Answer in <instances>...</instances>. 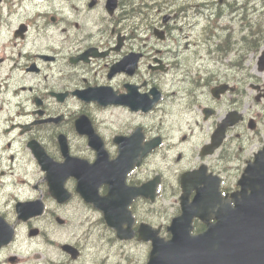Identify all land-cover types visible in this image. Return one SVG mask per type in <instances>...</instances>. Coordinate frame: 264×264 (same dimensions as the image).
Returning a JSON list of instances; mask_svg holds the SVG:
<instances>
[{
	"label": "flooded vegetation",
	"instance_id": "obj_1",
	"mask_svg": "<svg viewBox=\"0 0 264 264\" xmlns=\"http://www.w3.org/2000/svg\"><path fill=\"white\" fill-rule=\"evenodd\" d=\"M27 3L28 0H5L0 4V178L11 171L17 174L25 193H39L26 201L39 199L45 210L40 216L20 218L17 202L11 203L12 198L2 195L0 191V264H82L92 255L90 264H108V260L98 258L101 255L99 244L102 245L103 239L114 231L97 209L101 199L96 196V202H88L80 192L79 179L67 174L66 166L62 178L67 177L59 182V196H53L47 173L38 163L30 143L35 141L48 153L50 147H57V160L63 163L67 157L60 147L62 137L68 154L82 157L81 148L87 141L76 130V119L81 114L96 111H110L112 121L113 113L132 116V120L128 118L118 127V131L110 126L107 146L111 159L118 154L117 136L129 137L141 128V145L161 138V144L147 155L135 147L140 165L128 173L125 184L117 185V194L109 199L120 207L119 210H112L110 216L117 213L116 216L122 219L126 215L122 204L129 195V187L139 186L145 177L150 176L142 174L147 168H152L148 164L154 163L158 173L165 177L173 170L174 163L180 160L176 158L177 161L171 162L166 158L171 142L174 146V142L180 141L181 133L194 132L195 127L201 126L187 124L189 114L199 111L205 121L204 107L213 108L219 117L233 109L252 114L247 119V130H250L251 119L257 123L256 128L263 125L264 113L255 111L257 90L252 87V84H258V78L252 68L246 67L247 70L242 72L244 66L241 61L231 64L230 68L234 71H222L224 56L219 51L223 49L211 50L209 44H200L203 48L194 50L192 57L195 59L186 60L187 55L182 47L188 48L190 44L186 41L183 46L178 42L180 31L172 24L177 15H161L162 8L164 14L171 13L167 4L158 5V15H143L141 11L138 15H131L127 0H118L113 14L107 11V0H64L52 10L58 15H47L40 5L27 11V14L36 15H25ZM146 28L148 36L140 39L138 30ZM156 29L164 32V39L155 35ZM59 31L61 35L67 33V37L62 38ZM55 34L58 40L53 38ZM176 39V43L172 44ZM168 40L172 43H166ZM131 52H137V56H133L135 66L126 67L124 65L131 60H122ZM73 56H81L82 60L72 64ZM206 56L215 60L211 64L192 68L194 61H202ZM251 66L259 68L257 59ZM31 74L42 78L39 84L51 83L48 91L60 92L59 95H49L40 90L35 92L33 85L28 83L33 82ZM223 82L233 85V89L217 98L213 90ZM89 87L95 88V98L87 101L82 97L81 90ZM157 87L162 91L161 98L146 112L142 108V95ZM102 94L107 95L106 106L101 104ZM119 96L126 98L125 104L113 102ZM48 117H56L58 121L41 122ZM147 120L154 122L146 124ZM214 125L211 122L203 132L199 146L210 140ZM241 125L246 128V122ZM260 134L264 141V135L262 132ZM244 137L245 144L240 140L237 145L232 142L224 144L217 151L216 159H210L211 156L205 158L207 162L208 159L213 160V171L221 174L220 163L233 157L235 148L241 151L248 144L252 145L253 151H259L260 143H256L248 134H244ZM192 141L187 139V142ZM157 150L160 159L153 157ZM86 151L92 152L89 147H86ZM177 175L175 171L170 177H165V183L174 186L170 192L176 195L173 203L159 206L161 199L166 200L161 188L157 199L154 202L149 200L153 204L146 211L138 200L134 202L131 212L135 218L132 225L135 238L142 222L158 227L165 238L170 236L168 224L181 212L176 203L182 192L181 180L179 177L177 179ZM222 182L226 184L229 180L222 177ZM232 188L234 184H230L225 192ZM110 191L107 184H102L98 190L102 197L109 195ZM57 217L63 218V222L58 223ZM51 224L69 227L71 234L51 236ZM200 224L202 222L196 220V231L202 230ZM34 228L37 229L35 232ZM64 245L79 249V254L75 257L73 249H65ZM31 250L39 251L33 253Z\"/></svg>",
	"mask_w": 264,
	"mask_h": 264
},
{
	"label": "water",
	"instance_id": "obj_2",
	"mask_svg": "<svg viewBox=\"0 0 264 264\" xmlns=\"http://www.w3.org/2000/svg\"><path fill=\"white\" fill-rule=\"evenodd\" d=\"M258 213H263V218L254 216L251 222L241 224L240 238V231L235 239L233 232L228 242L205 246L206 256L198 264H264V210ZM230 220L227 228L235 231L234 217Z\"/></svg>",
	"mask_w": 264,
	"mask_h": 264
},
{
	"label": "rangeland",
	"instance_id": "obj_3",
	"mask_svg": "<svg viewBox=\"0 0 264 264\" xmlns=\"http://www.w3.org/2000/svg\"><path fill=\"white\" fill-rule=\"evenodd\" d=\"M190 4L192 5L188 14L182 15H208L209 11L202 3H206L212 0H190ZM229 3L235 2L236 6L246 5L245 8L240 9L237 12L229 13L226 12L224 15H243V12H246L247 15H264V2L263 0H228ZM225 9H228V3L223 5ZM198 9H202L204 11H198ZM202 12V13H199ZM68 233V232H67Z\"/></svg>",
	"mask_w": 264,
	"mask_h": 264
}]
</instances>
